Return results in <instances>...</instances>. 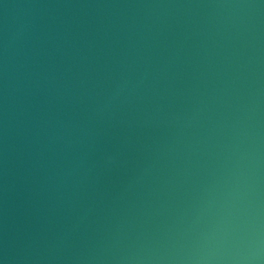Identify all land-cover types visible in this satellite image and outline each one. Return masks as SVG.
Returning a JSON list of instances; mask_svg holds the SVG:
<instances>
[{"label": "water", "instance_id": "water-1", "mask_svg": "<svg viewBox=\"0 0 264 264\" xmlns=\"http://www.w3.org/2000/svg\"><path fill=\"white\" fill-rule=\"evenodd\" d=\"M0 264H264V0H0Z\"/></svg>", "mask_w": 264, "mask_h": 264}]
</instances>
